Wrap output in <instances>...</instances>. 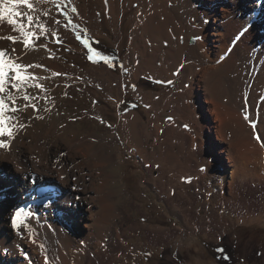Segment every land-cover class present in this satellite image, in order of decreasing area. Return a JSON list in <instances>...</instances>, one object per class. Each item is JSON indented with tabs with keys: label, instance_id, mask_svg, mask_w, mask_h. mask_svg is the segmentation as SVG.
<instances>
[{
	"label": "rangeland",
	"instance_id": "374dc122",
	"mask_svg": "<svg viewBox=\"0 0 264 264\" xmlns=\"http://www.w3.org/2000/svg\"><path fill=\"white\" fill-rule=\"evenodd\" d=\"M253 2L257 5L258 0ZM160 3L166 7L168 14L164 16L168 19L161 16L156 0H29L31 8L18 6L24 15L17 19L25 27L23 32L9 35L18 39L16 46L5 39L14 50L4 48L5 59L15 57L13 62L20 66L23 78L17 83L9 79L0 99L17 109L8 114L18 136L29 130L33 140L39 135L41 143L51 148V166L54 160L58 165L60 157H56L62 156L73 138L88 141L85 153L102 144L107 146L103 157L111 180L104 183V189L112 194L118 218L103 248L90 239L80 264H264V181L242 175L229 187L225 154L219 155L223 160L220 166L213 157L220 150L211 147L215 138L203 126L205 111L197 110L196 97L180 90L186 81L182 69H197L194 54L201 56L202 51L187 44L190 58L175 70V54L162 62L164 52L170 51L167 41L158 42L162 50L150 55L149 29L158 38L164 37L165 26L158 23L167 25L171 16L178 28H184L181 36L170 41L174 44L172 41L178 39L182 45L190 29L198 30L188 23H200L201 19L193 17L204 15L200 10L201 17L196 14L193 0ZM185 9L188 15L184 19L181 10ZM28 16L32 17L30 26ZM212 19L209 22L213 24ZM171 23L165 28L169 34L174 32ZM33 26L38 27L37 35ZM248 26L254 28L249 21ZM29 34L31 43L26 47L24 40ZM135 34L141 35L147 46L144 56L133 45ZM238 51L240 72L244 71L239 66L245 54ZM236 74L225 71L226 77L234 78V85ZM234 93L235 89V99ZM241 114L250 118L249 124L256 123L247 103ZM135 118L136 130L129 127ZM258 126L263 131V124ZM190 138L195 139L194 148ZM12 141L3 140L7 145ZM24 153L39 155L35 148ZM0 174V203H13L18 196L14 189L21 186L17 183L25 181L20 175L6 173L2 165ZM66 188L76 200L81 199L82 187L68 183ZM73 211L62 208V219H76L77 208ZM6 218L4 222L10 220ZM216 247L226 250L231 258L217 260L213 254Z\"/></svg>",
	"mask_w": 264,
	"mask_h": 264
},
{
	"label": "bare ground",
	"instance_id": "6f19581e",
	"mask_svg": "<svg viewBox=\"0 0 264 264\" xmlns=\"http://www.w3.org/2000/svg\"><path fill=\"white\" fill-rule=\"evenodd\" d=\"M160 2H164V0H160ZM160 2L158 3L156 0L157 5L161 6V16L167 15L166 7L162 6ZM193 3L196 14L201 17L200 10L204 15L201 22L197 23L198 30L190 29V36L195 44L189 43L190 36L186 40H184L185 37L183 38L185 42L182 45H179L178 39L172 41L174 44L171 43L172 37L176 36L177 38L182 34L181 29L184 27L178 28L173 22V18L169 16L167 25L158 23V26H165L162 27L165 31L164 37L158 38L150 29L146 34L152 41L150 55L156 56L162 50L163 47L158 45V42L167 41L168 45H166L170 51L164 52L162 62H167L165 60L169 59L168 56L173 57L175 54L178 58L172 68L175 70L176 66L190 58L187 44L198 47L202 51L199 59H193L197 69H192L191 66L182 69L186 75V81L180 90L190 92L194 99L196 97L197 110L201 113L205 111L204 119L206 121L203 126L215 138L211 147L220 150L213 156L220 166H222L223 160L219 155L220 153L225 154L226 182L229 187L234 178L242 175L264 181V0H258L257 5L253 0H193ZM258 4H262V6ZM18 10L21 12L22 9L18 7ZM257 16L258 19H256ZM210 17H213V24L208 20ZM163 18L168 19L166 16ZM205 18H208L206 19V21L208 20L207 28L204 27ZM171 21L173 34H169L165 30ZM248 21L254 28H249ZM178 24L183 26L181 21ZM191 24L195 25L194 22ZM32 29L37 35L38 27L33 26ZM135 29L137 32L138 27ZM15 32L6 20L0 21V37H7ZM227 37L231 39L230 46L233 50L228 55L226 51L230 39L226 40ZM132 42L144 56L147 46L142 43L141 35L135 34ZM153 43L156 45L154 46ZM14 45L16 46V43ZM15 46L9 45L5 39H0V50L5 51L4 47L14 50ZM238 49L245 54L239 66H243L244 71L240 72L236 66V62L241 56ZM219 56H221L220 60ZM14 58L13 56L11 61ZM204 59L207 60L204 61ZM26 63L30 64L31 61H26ZM233 66L234 69H232ZM233 70L237 73L235 76L236 85H234L233 77L225 76V71L228 73ZM136 71L138 70L136 69ZM20 74L23 78L21 70ZM13 75L15 74L11 73V77ZM10 81L19 82L12 79ZM10 81L8 80L6 83V91ZM234 89L235 99L233 97ZM3 95L1 94L0 98ZM245 103L256 116L255 124H249L250 118L241 114ZM137 122L138 118H135L130 124L128 123L129 127L136 130ZM259 124H263L261 132ZM50 128L57 132L53 126ZM49 132L52 133V131ZM18 133L14 128L13 137L6 138L13 141L6 148H0V165L4 166L6 173L13 176L20 175L21 180L25 181V183H17L18 186L21 184V188L16 186L17 190L14 189L18 195L16 199V201L19 200L18 205L22 204V200H24L22 195L25 188H31L32 184L36 187H55L62 191V195L58 199L48 201L47 206L28 209L29 214L23 219L20 218L18 229H14L12 226V217L17 206L16 201L8 204L0 203V264L2 262H7V264H80L90 239L97 240L96 246L103 248L105 239L111 236V229L118 218L117 206L111 202L112 194L104 189V183L111 180L110 172H106V157H103L107 146L104 144L95 146L96 148L85 153V146H89L88 141L83 137L73 138L68 147L66 146L63 150L62 156L56 155V158L60 157L58 165H55L56 161L54 160V165L51 166L49 162L51 148L41 143L39 135H37V139L33 140L29 130H26L23 136H18ZM190 140L193 142L190 146L194 148L195 139L190 138ZM27 148H35L39 155L34 157L24 153ZM23 154L28 155V158ZM35 154L37 153L35 152ZM181 155L182 153H180ZM21 158L27 161L22 162ZM69 160L72 164L68 162ZM228 170H230L229 174ZM68 183L82 187L79 194L81 199L76 200L72 191L66 188ZM75 207L77 208L76 213H79L76 219H62V208H67L72 213ZM6 217H10V220L4 222L3 219L6 220ZM5 224H7V230ZM69 224L74 225V228L72 229ZM2 232H5V236L2 235ZM56 238L60 242H57ZM2 253L7 255L4 256Z\"/></svg>",
	"mask_w": 264,
	"mask_h": 264
},
{
	"label": "snow or ice",
	"instance_id": "6c2138e0",
	"mask_svg": "<svg viewBox=\"0 0 264 264\" xmlns=\"http://www.w3.org/2000/svg\"><path fill=\"white\" fill-rule=\"evenodd\" d=\"M11 5V7H9ZM25 5L29 8L32 7L29 4V0H0V21H5L9 26L12 27L14 31H21L25 25L20 22L18 17H23V13L18 10V6ZM29 26L32 23V17H26ZM0 39H7L12 43H16V40L12 36L0 37ZM25 46L27 47L31 43L30 34L29 37L24 40ZM6 53L0 50V94H4L6 91V83L9 79L21 80L22 76L20 74V66L9 59H5ZM9 73H14L12 77H9ZM14 86V85H13ZM25 99H30V97H25ZM17 109L10 108L6 104L4 99H0V148H6L8 145L3 142L4 138H11L14 135L13 117L9 115V112H14ZM24 210L20 209L16 211L15 215L12 217V226L14 229H18L20 226V218L24 216Z\"/></svg>",
	"mask_w": 264,
	"mask_h": 264
},
{
	"label": "trees",
	"instance_id": "16d2710c",
	"mask_svg": "<svg viewBox=\"0 0 264 264\" xmlns=\"http://www.w3.org/2000/svg\"><path fill=\"white\" fill-rule=\"evenodd\" d=\"M213 254L216 255V259L217 260L221 259V261L226 259V258H228V257H230V255H229L230 253H228L226 250H222V248H217V247L214 249V253ZM219 263L221 264L222 262H219Z\"/></svg>",
	"mask_w": 264,
	"mask_h": 264
},
{
	"label": "water",
	"instance_id": "95a60500",
	"mask_svg": "<svg viewBox=\"0 0 264 264\" xmlns=\"http://www.w3.org/2000/svg\"><path fill=\"white\" fill-rule=\"evenodd\" d=\"M189 43L191 44V36L189 37ZM193 44H195V43L193 42ZM194 56L196 59H199V57H201L200 54H198V53H195Z\"/></svg>",
	"mask_w": 264,
	"mask_h": 264
}]
</instances>
